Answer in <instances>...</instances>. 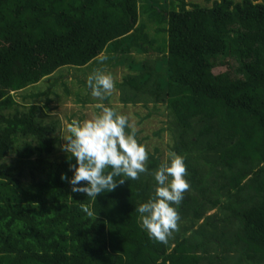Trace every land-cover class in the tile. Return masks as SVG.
Wrapping results in <instances>:
<instances>
[{
  "label": "trees",
  "instance_id": "1",
  "mask_svg": "<svg viewBox=\"0 0 264 264\" xmlns=\"http://www.w3.org/2000/svg\"><path fill=\"white\" fill-rule=\"evenodd\" d=\"M148 3L0 0V264H264V0ZM101 55L129 70L115 83L122 103L166 113L154 134L168 131V153L185 157L190 188L167 243L136 211L154 194L159 148L146 146L138 180L90 201L61 179L75 159L48 121L55 85L16 98ZM84 85L75 104L88 107Z\"/></svg>",
  "mask_w": 264,
  "mask_h": 264
},
{
  "label": "clouds",
  "instance_id": "2",
  "mask_svg": "<svg viewBox=\"0 0 264 264\" xmlns=\"http://www.w3.org/2000/svg\"><path fill=\"white\" fill-rule=\"evenodd\" d=\"M97 59L103 63L108 57L101 55ZM86 85L92 97L103 101L112 95L115 81L111 73L98 69L87 77ZM96 107L100 109L98 114L84 120L73 119L62 136L66 141L62 150L71 154L68 160L74 158L75 164L69 163L72 177L62 174L61 179L67 181L73 193L86 194L90 201H97L98 195L113 191L126 180H138L142 173L148 172L146 162L149 159L146 145L138 141L137 129L126 114L103 103ZM152 175L154 194L136 211L149 238L167 243L171 234L178 230V208L190 188L185 157L169 153L168 160ZM82 181L86 183L81 184ZM80 208L88 217L95 215L97 218L90 204H81Z\"/></svg>",
  "mask_w": 264,
  "mask_h": 264
},
{
  "label": "rangeland",
  "instance_id": "3",
  "mask_svg": "<svg viewBox=\"0 0 264 264\" xmlns=\"http://www.w3.org/2000/svg\"><path fill=\"white\" fill-rule=\"evenodd\" d=\"M151 1L153 0H143V3L146 5V8L149 7L148 2ZM215 1L216 0H189V2H194L207 6H211ZM106 56L108 57V60L104 61L103 63H98V66H95V69H92V67H66L59 69L51 77H47L37 85L29 87L28 90L23 92L21 95H16V98L18 101H22L21 99L24 96L30 97L41 92H46L51 84L55 85L56 89L54 91L58 92L59 101L54 100L49 103L48 105L51 110H46V112L49 116L48 121H60L62 132L63 134H65L66 125L70 123L73 119L84 120L86 118H90L95 114H98L100 112V109L96 107L98 103H103L105 106H107L105 100L100 101L97 98L92 97L91 93L90 99L96 100V103L88 104V107H83L82 105L75 104V101L77 99L75 94L77 90L83 89L84 87L86 88L84 83H86L87 77L91 73L95 72L98 69L105 73H108L110 71V73L114 77L115 83L121 82L123 76L129 74V70L127 68H114L112 66V63L110 62V56ZM139 57L142 58L141 56ZM107 63L110 66H108ZM226 69V67L216 68L214 69V73L220 74L223 73ZM63 80L67 81V84L69 85L68 88H64L61 86ZM109 97L111 98L110 104L113 106V108L117 109L118 112L126 114L128 116L130 123L133 124V126L137 129V131L139 132V137L143 139V142L147 146V148H149L150 150L159 148L161 150L159 154L162 155L163 161H167L169 158L167 143L168 140L171 139L170 133L168 131H165L161 133L158 137L154 134V132H156L160 128H166L167 122H170V119H168V117L165 115L166 113L163 115L162 111L158 110L157 112L155 111L154 113H152L151 116H148V114L151 113V110H153V108L147 109L144 108L141 104L126 105L122 103L120 99L121 91L116 85L112 92V95ZM38 103L40 105H43L45 101H41ZM162 108L165 109L164 107Z\"/></svg>",
  "mask_w": 264,
  "mask_h": 264
}]
</instances>
